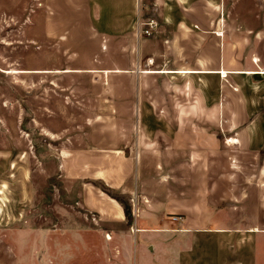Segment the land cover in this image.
Here are the masks:
<instances>
[{
    "label": "rangeland",
    "instance_id": "obj_1",
    "mask_svg": "<svg viewBox=\"0 0 264 264\" xmlns=\"http://www.w3.org/2000/svg\"><path fill=\"white\" fill-rule=\"evenodd\" d=\"M204 13L210 29L219 19L225 42L232 43L237 29L250 39L240 47L242 62L258 54L264 60V0H0V264H132L127 256L138 244L133 184L122 193L96 178H136L139 165L140 178L168 180L183 177L193 160L205 170L222 165L229 191L232 178L248 173L234 164L239 153L227 145L229 119L161 120V128L178 124L183 140L189 138L184 128H192L208 150L190 151L184 141L170 149L168 136L156 131L152 114L184 110L198 100L199 86L144 75L140 103V73L178 69L168 56H156L154 37L159 31L174 37L179 22ZM152 20L157 30L141 35L140 23ZM208 45L210 61L218 62L220 46ZM217 88L209 78L204 91L214 98ZM213 105L209 111H216ZM140 110L151 117L139 119ZM251 173L264 179V150ZM110 199L125 209L123 221L111 215ZM175 215L184 217H156L171 222Z\"/></svg>",
    "mask_w": 264,
    "mask_h": 264
},
{
    "label": "crops",
    "instance_id": "obj_2",
    "mask_svg": "<svg viewBox=\"0 0 264 264\" xmlns=\"http://www.w3.org/2000/svg\"><path fill=\"white\" fill-rule=\"evenodd\" d=\"M190 11L191 9H185L186 20H189L187 18ZM205 19L207 17L204 13L200 15V20L197 18L179 22L176 26L181 33L174 37L164 38L160 31L154 37L156 56H168L178 69L140 73V103L144 101V75L158 76L160 79L163 76L169 77V83H172V78L181 77L190 89L193 85L199 86L195 90L200 94L197 96L198 100L195 103L190 101V105L185 106L184 110L152 112L153 118L159 120L156 122V131L168 136V143L172 145L169 146L170 149L176 141H184L186 146L189 145L190 151L208 150L207 144L194 137L192 128H184L189 138L183 140L181 136L178 137V124L171 126L168 123V127L165 125L166 127L161 128V120L188 119L196 122L195 120L210 118L229 119V138L232 139V144L227 145H232V149L239 153L238 158L234 156V164L238 168L244 165L249 170L244 173V177L239 175L238 178H232L231 183L236 186L229 191L226 190L222 165L209 168L208 164V169L205 170L203 162L193 164V160L185 167L183 177L174 176L168 180L140 178L138 164L136 178H96L102 180L109 189L122 193H128L130 184H133L130 193L136 195L138 244L136 251L135 248L132 251L131 258L127 256V263L264 264V179L255 178L251 173V167L264 150V60L258 54L252 62H242L240 47L243 45L246 48L250 39L241 37L240 29H237L238 41L235 42L234 31L232 43L225 42L219 19L213 29L205 26ZM245 19L247 23H253L248 12L245 13ZM210 42L216 50L220 46L218 62L210 61ZM211 52L214 54L215 50ZM209 78L216 79L218 84L214 98H210L209 92L204 91ZM252 89L261 94L254 97ZM209 102L214 104L216 111H209ZM225 103H230L232 110L226 111ZM150 117L148 112L140 110L139 119ZM218 140H213V145L216 150L224 152V143ZM156 162L154 160L153 165ZM167 162L160 161L164 166L168 165ZM215 171L216 177L213 176ZM224 199L228 200L227 210ZM110 205L111 215L123 221L126 211L122 205L114 199H110ZM158 214H182L184 217L181 222L173 223L161 221L156 217ZM229 215L232 217H227ZM141 217H144L142 223ZM138 255L140 258H137Z\"/></svg>",
    "mask_w": 264,
    "mask_h": 264
},
{
    "label": "built area",
    "instance_id": "obj_3",
    "mask_svg": "<svg viewBox=\"0 0 264 264\" xmlns=\"http://www.w3.org/2000/svg\"><path fill=\"white\" fill-rule=\"evenodd\" d=\"M142 27H147L146 29H143ZM157 28H158V24L154 21V20H152V21H150V22H148V23H140V34L142 35V34H144L145 36H152V34L154 33V31L155 30H157ZM149 62V64H152L153 63V60H149L148 61ZM183 220V218L182 217H180V216H173L172 218H171V222H181Z\"/></svg>",
    "mask_w": 264,
    "mask_h": 264
}]
</instances>
